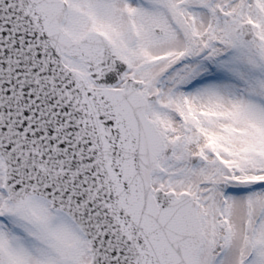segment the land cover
I'll use <instances>...</instances> for the list:
<instances>
[{"label":"snow or ice","instance_id":"obj_1","mask_svg":"<svg viewBox=\"0 0 264 264\" xmlns=\"http://www.w3.org/2000/svg\"><path fill=\"white\" fill-rule=\"evenodd\" d=\"M0 264H264V0H0Z\"/></svg>","mask_w":264,"mask_h":264}]
</instances>
